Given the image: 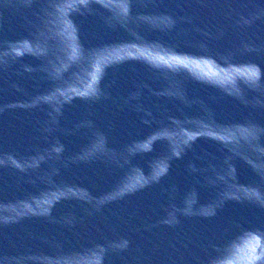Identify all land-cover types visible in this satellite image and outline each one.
<instances>
[{
    "label": "water",
    "instance_id": "95a60500",
    "mask_svg": "<svg viewBox=\"0 0 264 264\" xmlns=\"http://www.w3.org/2000/svg\"><path fill=\"white\" fill-rule=\"evenodd\" d=\"M0 70L50 264H264V0H0Z\"/></svg>",
    "mask_w": 264,
    "mask_h": 264
}]
</instances>
